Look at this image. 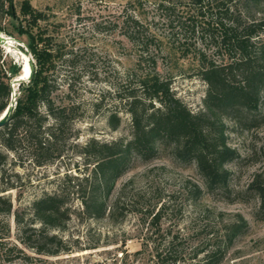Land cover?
Returning <instances> with one entry per match:
<instances>
[{"label":"rangeland","instance_id":"rangeland-1","mask_svg":"<svg viewBox=\"0 0 264 264\" xmlns=\"http://www.w3.org/2000/svg\"><path fill=\"white\" fill-rule=\"evenodd\" d=\"M229 1L248 21L264 13V0L259 5ZM12 9L14 17L8 11L0 24L2 35L14 43L0 47L2 69L11 75L12 82L20 74L25 54L37 70L33 51L46 50L44 39H50L49 50L61 54L51 71V97L55 107H72L74 119L67 124L68 140L60 144L61 158L48 165L35 166L26 145L18 157L0 146L8 156L0 173L1 195L11 203L10 213L0 214V233L7 229L8 246L23 251L14 252L11 262L0 264H154V249L165 250L171 240L177 245L180 264H201V255L191 259L194 253L206 241L217 239L225 225L240 219L247 229L227 249L220 264H264V221L257 216L256 195L246 191L256 176L264 178L262 120L250 131L225 122L228 145L241 157L228 166L230 198L219 192L207 193L195 164L177 160L164 146L150 160L132 159L116 181L108 201L109 207L118 203L114 215L88 218L82 214L76 195L71 194V184L82 183L92 168L80 154L91 139L111 143L131 138L130 116L124 103L120 104L116 89L133 69L168 79L175 97L192 113L203 111L207 86L198 76L202 66L199 55L216 56L208 39L181 25L183 18L195 11L192 3L13 0ZM130 19L136 20L137 26ZM18 88L14 84L16 97ZM40 111L44 113L43 106ZM259 112L264 116V93ZM114 113L120 118L116 129L108 124ZM69 177L78 180L69 184ZM194 186L202 192L195 200L190 195ZM61 190L69 192L70 219L63 229L50 232L61 239L66 252L36 255L20 242L23 229L39 227L34 222L32 203L44 194ZM160 208L162 212L154 220Z\"/></svg>","mask_w":264,"mask_h":264},{"label":"trees","instance_id":"trees-1","mask_svg":"<svg viewBox=\"0 0 264 264\" xmlns=\"http://www.w3.org/2000/svg\"><path fill=\"white\" fill-rule=\"evenodd\" d=\"M194 12L183 18L181 25L187 31L200 33L208 39L215 59L200 53L202 65L198 76L207 86L203 100V111L192 113L170 88V81L155 72L134 70L126 74L125 81L116 89L119 102L131 120V138L111 143L91 139L80 151L92 165L82 183H74L78 177H69L88 218L101 219L112 216L118 210V203L108 205L116 181L122 176L132 159H152L159 148L172 150L173 156L183 163H194L203 179L207 193L219 192L231 197L229 165L240 161V155L228 145L226 121L246 131L264 121L259 112L261 95L264 93V13L258 19L248 21L240 9L228 4L229 0H189ZM261 0H241L259 5ZM13 0H0V24L8 11L13 14ZM27 11L26 3L23 4ZM172 10L170 7H163ZM171 11V12H172ZM137 26V21L130 19ZM1 31V25H0ZM46 50L34 53L37 70L30 80L18 88L16 104L10 121L0 128V146L18 157L22 146L30 150L32 163L45 166L62 156L60 144L68 140L65 134L68 122H72V107L54 106L51 97V71L54 60L61 54H53L49 47L51 40L44 39ZM1 57V55H0ZM154 65V64H153ZM29 73V69L24 77ZM11 75L2 69L0 58V116L10 101ZM123 93V95H122ZM44 107V113L40 111ZM51 120V123L48 121ZM108 124L116 129L120 124L117 114H111ZM65 135V136H64ZM8 161L7 154L0 151V173ZM246 191L258 199L257 216L264 221V178L256 176ZM0 184V214L11 211V203L5 199ZM202 192L194 186L190 191L192 199H198ZM69 192L61 190L44 194L31 206L37 229H23L21 244L40 256H57L66 252L65 246L51 230H60L70 219ZM159 212L154 216L157 220ZM17 224L19 221L17 219ZM5 227V226H4ZM6 229V228H5ZM247 224L242 219L223 227L221 235L213 242L202 245L191 259L201 255V264H220L228 248L245 233ZM0 233V263L13 260L11 255L23 254L16 246H8V232ZM177 245L171 240L166 249H154V264H180ZM27 258L26 256H23ZM181 258V257H180ZM159 262V263H158Z\"/></svg>","mask_w":264,"mask_h":264},{"label":"water","instance_id":"water-1","mask_svg":"<svg viewBox=\"0 0 264 264\" xmlns=\"http://www.w3.org/2000/svg\"><path fill=\"white\" fill-rule=\"evenodd\" d=\"M4 43H5V39L2 37L1 32H0V47ZM28 65H29V73L26 77H18L9 83L10 88H11L10 101H9L8 106L6 107V109L3 111V113L0 116V128H2L4 125H6L10 121L11 114L16 104V94H15V91L13 90V84L20 85L21 83H25L30 80V77L33 73V64H32L31 59H29Z\"/></svg>","mask_w":264,"mask_h":264},{"label":"bare ground","instance_id":"bare-ground-1","mask_svg":"<svg viewBox=\"0 0 264 264\" xmlns=\"http://www.w3.org/2000/svg\"><path fill=\"white\" fill-rule=\"evenodd\" d=\"M1 35H2V33H1ZM2 37L5 39V43H4V45H9V47H10V45L14 44V43L12 42V39H11V38L5 37V36H3V35H2ZM22 55H23V54H22ZM23 58H24V59H22V60H24V61H23V66L21 67L22 69H21V71H20V74L17 75L16 78H18V77H24L25 74L27 73L28 69H29V65H28V61H29V59H27V57L24 56V55H23ZM12 81H13V80H12ZM13 90L15 91V89H14V84H13Z\"/></svg>","mask_w":264,"mask_h":264}]
</instances>
